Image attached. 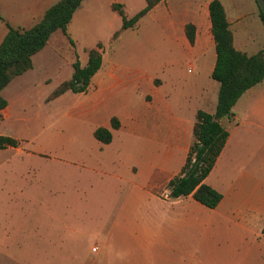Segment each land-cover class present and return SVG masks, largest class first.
Returning a JSON list of instances; mask_svg holds the SVG:
<instances>
[{
    "label": "crops",
    "instance_id": "0c3cea01",
    "mask_svg": "<svg viewBox=\"0 0 264 264\" xmlns=\"http://www.w3.org/2000/svg\"><path fill=\"white\" fill-rule=\"evenodd\" d=\"M55 1L0 0V41L6 24L28 28ZM191 1L174 0L171 8L168 0H159L149 9L157 10L151 30L144 25L148 10L113 41L114 29L106 42H95L94 47L101 44L100 66L84 92L72 93L86 96L93 112L110 114L103 127L112 135L123 133L132 141L88 164L94 189L82 197L81 177L63 158L52 163L56 180L42 197L20 187L0 190V264H80L81 208L98 220L89 228L99 231L85 264H264V77L240 94L230 115L219 118L227 137L203 179L220 194L217 204L209 208L191 194L168 195L166 183L179 172L191 142L194 114L198 109L213 113L218 89L210 75L215 60L210 0ZM219 1L233 47L246 54L264 49L245 50L232 28L239 16L229 18ZM178 6L182 13L172 17ZM186 23L194 27L191 43ZM160 39H168L170 47L161 49ZM3 88L0 135L17 143L0 147V181L7 172L8 178L20 177L12 174L17 167L48 166L31 159L43 154L25 148L15 132L22 120L18 113L33 95L4 96ZM111 117L119 122L115 129ZM10 150L23 158L2 160Z\"/></svg>",
    "mask_w": 264,
    "mask_h": 264
},
{
    "label": "rangeland",
    "instance_id": "374dc122",
    "mask_svg": "<svg viewBox=\"0 0 264 264\" xmlns=\"http://www.w3.org/2000/svg\"><path fill=\"white\" fill-rule=\"evenodd\" d=\"M172 8L174 0H168ZM227 15L232 18L239 16L237 28L233 31L235 36L243 41L246 51H253L264 48V28L258 16L254 0H221ZM122 4L127 16H130L144 5V0H81L75 9L67 27L66 32L55 30L50 34L45 45L31 56V68L23 74L14 77L3 88L2 94L9 97H18L22 93L32 94L33 97L27 107L20 109L18 116L22 120L16 122L15 132L22 137L25 148H31L41 155V158L32 157L40 163H48V166L38 165L36 168H15L13 175H20L17 178L6 177L0 181V190H11L20 187L35 194L37 198L42 197L48 191L51 183H55V173L51 170L52 163L57 164V159L69 161L70 168L74 169L81 177L80 195L94 189L89 181L88 164L94 163L98 155L103 158L113 153L116 144L132 141L123 133L111 134L108 145L102 146L93 135V130L98 126L108 125L110 114L103 111H92L89 102L84 95L65 92L58 97L44 101L45 95L50 92L58 83L70 76L71 65L77 60L80 65L85 63L86 50L94 47L97 40L103 42L110 32L116 30L120 24V18L111 8L112 3ZM192 4L198 0H192ZM159 10L165 14L163 5ZM149 10L148 16L144 19V25L151 30L152 13L157 10ZM168 11V10H167ZM181 6L173 8L171 16L175 13H182ZM111 35V34H110ZM103 44V43H102ZM161 49H167L168 39H160ZM161 60L168 59L163 58ZM186 60V59H184ZM182 60V62H184ZM39 98L37 99V96ZM22 124H26L28 130H23ZM106 127V126H105ZM23 156L13 151L1 155V159H10L18 163ZM98 158V159H101ZM10 170V169H9ZM4 173V172H3ZM9 174V173H8ZM104 179V175L100 176ZM48 199L50 195L47 194ZM38 201V200H37ZM36 201V202H37ZM84 208L79 214L80 222V264L88 263L93 253L90 247L97 244L96 236L99 231L89 228L97 223ZM100 218V217H99ZM98 246V245H97Z\"/></svg>",
    "mask_w": 264,
    "mask_h": 264
},
{
    "label": "trees",
    "instance_id": "16d2710c",
    "mask_svg": "<svg viewBox=\"0 0 264 264\" xmlns=\"http://www.w3.org/2000/svg\"><path fill=\"white\" fill-rule=\"evenodd\" d=\"M80 1L56 0L28 28L6 24V32L0 41V90L12 77L30 68L31 56L45 45L52 32L55 30L66 32V26ZM158 1L145 0L144 5L129 17L124 13L122 4L112 3L111 8L120 17L121 23L109 40L113 41L122 30L134 26L137 20ZM207 11L215 49V60L210 75L218 82L215 108L213 113L196 110L191 129V142L185 160L179 172L167 181L166 187L168 195L172 198L191 194L196 201L212 208L219 201L220 194L205 184L203 179L213 166L227 137V131L219 123V118L230 115L231 108L240 94L264 77V49L252 54L235 49L220 1L210 0ZM257 16L264 28V16L259 8ZM184 33L191 43L194 35L193 25L186 23ZM100 46L101 44L97 42L95 47L86 50V60L83 65L75 60L71 65L69 78L58 83L48 93L46 99L55 98L65 91L84 92L90 77L100 66L101 56L97 50ZM5 105L6 100L0 94V109ZM118 125V120L111 117L110 127L115 129ZM92 135L101 143L111 140V131L103 126L96 127ZM16 143L15 139L0 135V147L4 144Z\"/></svg>",
    "mask_w": 264,
    "mask_h": 264
},
{
    "label": "water",
    "instance_id": "95a60500",
    "mask_svg": "<svg viewBox=\"0 0 264 264\" xmlns=\"http://www.w3.org/2000/svg\"><path fill=\"white\" fill-rule=\"evenodd\" d=\"M259 11L262 13V15L264 16V0H255Z\"/></svg>",
    "mask_w": 264,
    "mask_h": 264
}]
</instances>
